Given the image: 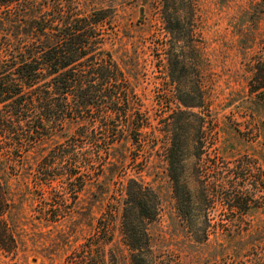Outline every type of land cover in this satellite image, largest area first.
I'll list each match as a JSON object with an SVG mask.
<instances>
[{"label":"rangeland","instance_id":"1","mask_svg":"<svg viewBox=\"0 0 264 264\" xmlns=\"http://www.w3.org/2000/svg\"><path fill=\"white\" fill-rule=\"evenodd\" d=\"M77 2L86 12L105 10L107 48L130 78L133 112L144 127L122 135L114 151L118 164L107 166L101 180L63 178L52 192L38 187L35 172L21 180L17 198L24 205L8 216L17 248L0 251V264H132L117 212L129 175L153 187L145 194V213L154 218L148 224L152 258L264 264V87L253 92L264 77V0H195L193 19L181 11L174 42L165 0ZM191 30L194 47L185 37ZM171 49L177 65L167 59ZM180 100L198 106L186 109ZM171 113L185 122L179 183L163 151ZM184 198L190 218L178 213ZM56 206L60 215L52 222ZM103 216L112 221L106 233L113 242L105 245V259H96L97 248L89 245ZM187 224L206 227L208 235Z\"/></svg>","mask_w":264,"mask_h":264},{"label":"trees","instance_id":"2","mask_svg":"<svg viewBox=\"0 0 264 264\" xmlns=\"http://www.w3.org/2000/svg\"><path fill=\"white\" fill-rule=\"evenodd\" d=\"M194 1L165 0L164 21L173 42L180 39L181 11L190 19L196 15ZM106 17L104 9L82 10L77 0H0V251L11 253L17 248L8 216L14 207L24 205L17 198L21 180L35 172L44 192L57 189L56 183L63 178L88 176L87 181L96 176L101 180V175L107 176V166L118 164L114 151L122 135L144 127L133 112L130 78L107 48L111 35L104 29ZM185 37L194 47L196 34L191 30ZM168 53L170 64L176 61L177 65L178 55L173 49ZM261 80H256L253 92L264 87V77ZM180 101L186 109L198 106ZM178 112L188 113L181 107ZM184 125V120L172 114L165 127L164 157L177 183L181 181L177 169L183 163ZM127 179L117 212L131 262L164 264L148 255V224L154 218L145 213V194L153 187L145 186L139 175ZM184 200L180 199L178 213L190 218L192 210L183 205ZM55 208L49 218L52 222L60 215L59 207ZM103 218L106 222L98 221L89 245L90 251L95 244L96 259H105V245L113 242V235L108 238L106 233L112 221ZM187 226L208 235L206 227Z\"/></svg>","mask_w":264,"mask_h":264}]
</instances>
